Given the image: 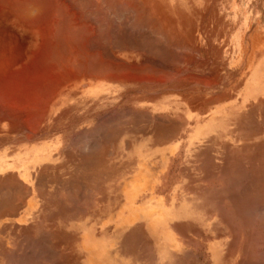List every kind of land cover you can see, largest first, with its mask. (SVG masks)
Returning <instances> with one entry per match:
<instances>
[{
  "label": "crops",
  "instance_id": "obj_1",
  "mask_svg": "<svg viewBox=\"0 0 264 264\" xmlns=\"http://www.w3.org/2000/svg\"><path fill=\"white\" fill-rule=\"evenodd\" d=\"M249 4L257 14L243 13L239 22L219 19L221 31L233 28L230 33L212 35L213 41H229L232 48L202 52L203 57L210 59L209 67L216 68V74L222 70L223 75H229L226 86L233 75V93L225 86L211 94L207 98L208 109L204 100L180 119L175 104L138 102L132 105V111L138 116L139 125L140 118L146 121L147 117V123L143 122L144 128L139 132L131 131L129 119L127 125L125 120L130 115L131 99L123 93L121 111L125 124L117 133L113 129V102L85 96L77 98L74 108L67 110L72 112L68 116L73 121H63L56 134L30 139L13 135L7 152L0 150V187L4 190L0 188V264H225L224 247L220 257L218 243L209 242V235L236 226L241 208L242 165H212L210 139L224 136L220 128L227 117V102H233L239 121L242 96L249 101L264 100V0H251ZM185 121L189 124L187 129L183 128ZM85 138H90L89 143ZM83 143L86 146L82 151L92 149V145L96 150H85H89L85 157L78 150ZM186 152L192 159L182 165L179 162ZM60 181L64 185L58 184ZM89 184L94 185V190ZM58 191L64 200L54 196ZM80 193L89 200H83ZM59 204L68 211H61ZM31 243L34 247L28 248ZM211 248L216 253L210 261L206 257Z\"/></svg>",
  "mask_w": 264,
  "mask_h": 264
},
{
  "label": "rangeland",
  "instance_id": "obj_2",
  "mask_svg": "<svg viewBox=\"0 0 264 264\" xmlns=\"http://www.w3.org/2000/svg\"><path fill=\"white\" fill-rule=\"evenodd\" d=\"M18 1L16 0V2H15L13 0V3L15 2V4L17 5V3H19ZM33 1L34 2L36 1L37 3L39 2V0H33ZM94 1H96V0H69V1L67 0V3H69L70 6L73 4L72 7H70V8H72L71 10L72 11L75 10L74 13L77 12L76 14L79 13V15H77V16L81 17V12L84 11L83 13H85V14L82 13V18H80L83 20L84 23L82 22V20H80L81 21V29L79 28L80 25L79 26L76 25V29L77 30L79 29V32L74 28L75 26L73 27V26L67 25L68 26L67 29L70 30V29L74 28V30H75V32L73 29L70 30V32H73V33H71L72 36L68 34V33H70L69 31H67L68 33L64 31L66 29V25H64L65 29L63 30L64 31L63 35L66 34L67 37L69 35V37L71 36L72 39L76 38L75 40L76 41L78 40V42H79V44H78V42L76 43L74 40L71 41L72 40L71 37L70 38L68 37L69 38V40H68L66 38V36H64L66 38V40L70 41V43L75 42V45H77V46L81 44L80 47L82 46V48H83V44L85 47H88V48L91 47V49L89 48L90 50L88 48L84 47L85 48L84 53H86V51H89L90 54H88V55L90 56V59L93 57V55L96 56L100 50V52H101L100 54H102L103 57L101 55H100L101 56L100 57L99 54L97 55V57H94L95 60L97 58L99 61H97V60L95 61L93 59L90 60L89 58H87V59L84 58L85 56L88 57L87 54L83 57L84 59L82 60L81 54L83 53V49H82V52H80L81 54L79 53L80 56L79 55L78 56L80 58L78 57V59H79V61H82L80 63H83L84 66H89V68L88 67L84 68V70L86 69L88 72L86 70L84 71L82 68L80 70L77 69V71L83 70V72H80V73L76 72L77 76L73 77V74L75 75V71L71 70V67L68 66L69 64L67 62H63V60H64V61H68L69 63H71L70 62L71 60H69L68 57H71L74 60L73 54L72 55L70 54L71 56H69L70 51H67L68 54L65 55L66 49L64 52H61V54H63V55L54 54L55 52L51 51L54 48V47L51 48L54 38H51V37H50V39H53V40L51 42L47 41L48 43L50 42L48 45L51 47L50 48L48 47V49H47V47L43 48L44 52L41 51L43 56H41V55L39 56L40 53H38V54L34 53L31 55L30 54L27 55V54H16V53H14L13 57L11 56L12 54H9V57H7L8 56L7 54H6V57H0V59L2 60V61L0 60V63H1L0 64L1 65L0 66V69H1L0 70V76L2 77V78L0 77V81L2 79V81L0 82L1 83L0 92L1 91L4 92L5 97H7V95H10L7 99H4V100L8 101V100L13 99L10 102L13 103V101H14L13 105L15 107V108L13 107L14 108L13 111H15L14 113L12 111V107L10 108V110L12 111V113L14 115V116H11L12 114L11 115L8 114L10 112L8 109V106L7 105L4 106L5 102L3 103L0 101V103L3 104V105L0 104L1 107L7 106V108L2 109V111H4V112H0V119H1L0 120V150L1 151L5 152V153L7 152L9 144H13V135L14 136L17 135L18 137H22L24 139L26 136V133H28V132H26L27 127H25V126L26 125L28 126V124H29L28 130L29 129L34 130L35 126H36L35 124H38L37 122H39L38 127L36 126L37 130L35 129L37 134L35 133V131L32 132L29 130V134L32 132V133H34V135L31 133L32 136L37 137V136H41V135L47 136L49 134H56V132H58L62 129L61 123L63 121L72 122L73 117L68 116V114H72V112H68L67 110H72L74 108V103H75L77 98L85 97L81 94V91L86 86L87 83L93 82V81L103 82L104 84H102V85L105 87L104 91H101L99 93L97 92V94L95 96H97L98 98L108 99L109 101L113 102V105H114V122H113V124H114V129L116 131L122 130L123 123H125V122H123L122 111H121L122 110L123 93H126V97L129 96V98L131 99V108H132V105L137 104L138 102L149 103L150 101L151 102L152 101H161L163 106L175 104L177 107V110L179 113L178 116L180 119L184 118L185 115L187 113H189L190 109L193 108L195 105L200 106L201 103L205 102L204 100H206L205 104L207 106V107L206 106L205 107H206V109H208V103H207L208 99L207 98H209L211 94L217 93L219 90L224 89L226 86L225 83H227L226 80L229 78V75H223L222 70H221L220 74H216L214 72L216 70V68L209 67V60L210 59L202 56L203 51L207 52V51L217 50L220 48H224V49H231L232 48L231 47L232 43L229 41L221 42V43L213 41L214 36H212V35H216V34L221 33V32L230 33V29L233 28V26H230V29H229V27H227L225 32L221 31V29L223 30V27L221 25L219 26V24L222 23V22H220L219 19L226 20V22L229 21L230 19H238V22H239L240 21L239 19L242 17L241 15H243V13H247L248 15H251V14L255 15L258 12L255 9V7L250 6L249 3L251 2V0H155L157 3L161 4L162 7L164 6L163 8H167L166 11H163L161 8L160 13H162L161 14L162 20H164V19L165 20L160 22L162 25V26L160 25L162 27V29L160 28L161 30L159 31V33L163 32L162 36L164 38L165 35L167 36L169 33L172 32L173 34H171L170 37H169V35L167 36V38L172 39V41H171V39L170 40L165 39L166 37L164 39L161 38L162 37L161 34L158 35V32H157L158 29H156V31H153L152 26L148 27L150 23H147V22L150 21L153 23L154 22L153 18H156V17L152 14H149L150 12L148 13L147 9L145 8L146 7L145 4H146L147 0H137V1H135V0H131V1L120 0L119 1L118 0L117 2H116V0H113L112 2H110L111 0L110 1L106 0V4H108V5H106L105 2H103L104 0L103 1L101 0L104 5L102 4L101 1H100L101 3H98L99 2L98 0L96 2H94ZM122 1H123V3H122ZM128 1H129V3H128ZM138 1H140V4L136 5V3L137 4L139 3ZM5 2H7V0H5V1L0 0V5L3 6V4ZM23 2H24V0H23ZM42 2L44 3V0ZM48 2H49V4L52 2L50 5H52V4L55 5V3H56L54 0H50V1L46 0L45 1V3H47V4H48ZM53 2H55V3H53ZM81 2H82V4H81ZM115 2H116V4H115ZM6 4L7 3H5L4 5H6ZM40 4H42V3L40 2ZM96 4H98V5H96ZM130 4L134 5L136 7H134V6L132 7ZM52 6H49L50 7L48 9L49 12H50ZM73 7H75V8H73ZM94 8H96L97 10ZM99 8H101V9H99ZM118 8H119V10H118ZM53 9L57 11L56 7H53ZM53 9L51 11H53ZM132 9H134V10H132ZM140 9L144 10L143 13L146 14V18H145V16H144V18H142L143 14L142 15L140 14L139 11L142 12V10H140ZM108 10H109V12H107ZM13 11H14V9H13ZM16 11H14V14ZM130 11H132L134 14ZM98 12H100V13H98ZM50 13H55V12L53 11ZM51 16H52V14H50V16H48V17H51ZM147 16H149L148 17L149 20H147ZM150 16L153 17V18H151L153 20L150 19ZM160 16H158V17H160ZM84 17H86V18H84ZM165 17H167V18H165ZM14 18H15V16L13 15V21L18 20V19H14ZM102 18L103 19L105 18V20H103ZM168 18L173 20L175 25L173 23H172L173 24L172 25L171 23H169V21L167 22L166 20H169ZM111 19H112V21H111ZM123 19H125V20H123ZM137 19H139V20H137ZM50 20H52V19H50ZM144 20L147 21L146 22L147 25L144 24V22H145ZM49 21L47 20L45 22L46 24L44 23V25L42 22V23H40V25L42 27L45 26L46 28H47V26L51 27L54 24L56 25V23L53 24V21H52V23H51V21H50V23H47ZM114 21H115V23H114ZM140 21H142V22L144 21L143 22L144 25L141 24L142 22H140ZM88 22H92L90 24H92L93 26H91ZM156 22H158L157 18H156ZM164 22L165 23L167 22L166 23L167 26L170 24V26H168V27H171V25H172V27H171L172 29L165 27V28H167V30L165 31V28L163 29L164 25L162 24ZM132 23H134V24H132ZM138 23H140V25ZM227 23H230V22H227ZM86 24H87V26L89 25L88 28L90 30L87 28ZM45 27H44V29H46ZM52 27H51V30H52ZM132 27H133V29H132ZM138 27H139V29H138ZM55 28H56V26H55ZM84 28H86V30ZM87 29H88V32H92V31L94 32V34H93L94 36L92 34L90 36L89 35L90 33H88V35L90 37L89 36H87V37H89V39H87V37L86 38L84 37L87 34V33L84 34L85 32H87ZM144 29H146V30H144ZM47 30H49V28H47ZM82 30H83V32H82ZM76 31H77V33H76ZM96 31H97V34H96ZM168 31H171V32H168ZM173 31H175V32H173ZM47 32H48V34L50 33L49 31H47ZM57 33H58V31H57ZM154 33L156 34V36L154 35ZM175 34H178V35H175ZM63 35H62L61 39L63 38ZM73 35H76V36L73 37ZM80 35H84V36H80ZM142 37H143V39H142ZM156 37H158V38H156ZM65 38L62 40L61 39H59V40L62 42L63 40H65ZM174 38H176V40H178V41L174 40ZM83 39H84V43L82 42ZM85 39L88 40V42L91 41L90 42L91 44L89 43L90 46L86 42ZM90 39H92V40H90ZM140 39H142V40H140ZM47 40H49V38ZM56 40H57V38H56ZM66 40H65V44L66 43L69 44L68 41H66ZM96 40H97V42H96ZM156 40H157V42H156ZM165 41H167L168 45L166 43L164 44ZM56 43H54V44H56ZM160 43H161V46H160ZM173 43H174L173 46L176 49L173 48V46H172ZM65 44H64V46L67 45V44L66 45ZM85 44L86 45L88 44V46H86ZM98 44L101 47L98 46ZM46 45H47V43H46ZM75 45H71L69 47H74ZM143 45H145V46H143ZM157 45L159 46L158 48H157ZM62 47H63V45H62ZM64 48L65 47H63V50H64ZM66 48L68 50V46ZM93 48H95L96 50ZM92 49L95 51H93ZM102 49L104 52L102 51ZM104 49H106V50H104ZM152 49L153 50L156 49V50L153 51ZM49 50H50V52H52V54L49 53ZM163 50H164V52H163ZM78 51H80L79 48H78ZM95 52H96V54H95ZM108 53H109V55H108ZM166 53L168 54V56ZM103 54H105V55H103ZM187 54H189L191 57ZM54 55H57V57L62 58V61L59 60V63H58L57 59H56L57 57L55 56V61L58 63L57 65H54L53 63L50 64V61L54 62V60H53ZM33 56L39 57L42 60V62H44V63L42 64L40 59L34 58ZM64 56H66V57H64ZM117 56H118V59L120 58L123 61H120V59L118 60L117 58H115ZM11 57L15 58V60L11 59ZM43 57H45V59ZM173 57H174V59L172 61ZM185 57H186V59H185ZM8 58H10V59H8ZM30 58H34V59H30ZM42 58L44 59V61ZM102 58H104V61L109 58L108 61H105L106 64H104V61H102ZM175 58L177 60L179 59L178 60L179 62L176 61ZM75 59L77 60V58H75ZM112 59L116 61V62L113 61L114 63H116L115 65L112 61H110ZM145 59H147L146 62H145ZM76 60L74 61L75 63L78 62ZM162 60L164 62H160ZM212 60H216V59H212ZM109 61L113 63L112 69H114V70L110 69L111 67L106 66V65L111 66L112 63H108ZM124 61L127 63L129 62V64L131 62L132 64H134L133 65L134 67L132 66L131 68L134 69L135 67H138L140 71L138 70V68H136L137 69L136 71L130 70L131 68L129 69V64H127V63H125L128 65L127 66L128 68H126ZM166 61H167V63H166ZM39 62H41V63H39ZM74 62H72V63H74ZM86 62H88L90 65L89 64L87 65ZM90 62H92V63H90ZM96 62H98L97 65H96ZM100 62H101V64L103 62L102 66L104 67V70L106 67H108V69H109L108 70L106 68V70L108 71V72H106L107 77H106V75L102 76L104 74V73L102 74V72L104 70L101 67L102 68V71H101V68H100L101 65L99 64ZM158 62H159V64H158ZM188 62L190 63L189 66H188V64H189ZM6 63H8V64H6ZM141 63L143 66H144V64H146L148 67L146 65H145L146 67H141ZM178 63H180V64H178ZM52 64H53L52 70H56L58 66L63 67L65 65V67H63V68L69 67L71 74H69V68H67L68 70L65 69L64 72L60 73V75H57L60 77H57L54 73H52L53 71H50L51 72V78H50L49 70L51 69L50 65H52ZM118 64H119V66H118ZM123 64L125 65L126 69L124 67H122V68L127 70V71H125V73L126 72L130 73V75H127V76H132L131 80L129 77H126L125 73L123 72V69L120 68V66H124ZM135 64H136V66H135ZM162 64H164V65H162ZM22 65H25L23 67L26 70L29 69V73H30V71L34 72L35 69H36V71H40L41 67L43 68V67L47 66L46 69L48 70V68H49V70L47 71L45 68L44 69L47 72H49L48 73L49 75H46L47 72H45V70L44 71L42 70L45 73V75H43L44 79L42 78L41 80L45 81L47 79L46 82H48V84H49L51 82L52 78H54V76H56L59 80H60V78L61 79L63 78L61 82H64V83L62 85V83L58 81L59 86H57V83H56L55 86L58 87L56 89V88H54L55 86L50 87V85H52L51 83H54V81H55V80L54 81L52 80L53 82H51L49 84V86H47L48 87L47 88V87H45L46 83L45 84L43 83V85H42V81L39 80L40 74H43V73H40V74L36 73V74H39V75H37L38 77L36 76L39 79L35 80L37 82L39 80L38 83L41 84V85L39 84V86H40L39 87L38 83H35V82H34V84L32 83L33 82L32 79L36 78L34 76L35 72L33 74L31 73V76L33 75V77H35V78L32 77V79H31L32 81L30 80L29 81L30 83H29L27 78H31V76L29 74L28 75L30 77H28L26 74L25 75L20 74V72L21 73H27L26 71L24 72L23 67H22L23 68V71H22V68H21ZM75 65H77V64H75ZM92 65H94L93 68H91ZM35 66H37V67H35ZM84 66H81V67H84ZM95 66H96V68H94ZM97 66H98V68H97ZM130 66H131V64H130ZM151 66L154 69L159 68V71H161V72L152 69ZM185 66H187V67H185ZM78 67H79V65H78ZM38 68H39V70H38ZM142 68L146 72L149 71L148 72V73H150L149 77H151L153 74V76H152L153 79H156L158 76H159L158 77V79H159L161 76L164 75L162 77V79H164V81L161 78H160L161 80L159 79L160 81L159 80L158 81L153 80L152 78H149V77L146 78V76H148L147 75L148 73L145 74L144 71L141 72ZM145 68L146 69L148 68V69L146 70ZM61 69L62 68H60V70ZM72 69L76 70V66H74V67L72 66ZM176 69L178 70V72H176ZM4 70H5V73H4ZM9 70L11 73L9 72ZM14 70H18V72L14 71ZM60 70L57 69V71H60ZM110 70H112L111 74H113L115 71H117V74H120L121 79H119V77L117 78L116 74H115L116 76L114 75V76L110 77L109 76ZM137 71H138V73H137ZM156 71L159 74H157ZM218 71H219V69H218ZM96 72L99 74V76L98 75L95 76ZM122 72L124 74H122ZM66 73H68V74H66ZM81 73L84 76L83 75L81 76ZM85 73L87 74V76ZM134 73H135V75H134ZM140 73H142V74H140ZM162 73H164V74H162ZM23 75L27 76V78L25 77V80H23L24 78L21 79V76H23ZM52 75H53V77H52ZM124 75H125V77H124ZM154 75H158V76L156 77ZM164 77L166 78V80ZM75 78H76V81H75ZM140 78L142 81L140 80ZM20 80H22V82L23 81L26 82L27 85L24 82H23V84L20 85V83H22ZM67 80H69V81H67ZM144 80H146V82ZM3 81H7V82H3ZM137 81H139V82H137ZM202 81H204V82H202ZM12 82H13V84H12ZM66 82H68V83H66ZM232 82H233V75L231 76L230 85L227 84V86H226L227 89L230 88L229 91H231V92L233 91ZM11 84H12V87H11ZM83 84H85V86ZM30 86H31V88H30ZM34 86H36V87L34 88ZM67 86L69 88H67ZM6 87L8 88V90L9 89L10 90L8 91ZM22 87L24 88V91H23ZM33 89L35 91H37V93L34 92ZM11 90H12V92H10ZM16 90H18V91H16ZM42 90L44 92L46 91L45 93H49V95L47 94L48 96L46 95L47 99L56 103V104H54V103L50 102L49 100L47 102V100H46V103H45L46 108H44L43 106H42V108H43V110L44 109L48 110V111L44 110V114H47V115H44V114L42 115V113H41L42 111H41L40 107H41V104L43 102L41 103L39 101L41 98H42L41 100H43V98H44L42 96V94L44 93ZM51 90H54V91H52V93H51ZM30 91H31V93H30ZM39 91H41V92H39ZM7 92H8V94L6 95ZM17 92H19V93H17ZM23 92L26 94H24ZM33 92L35 93V95L37 94V97L34 96ZM45 93L43 94L44 96H45ZM54 93H55V96L52 97L54 95ZM236 93H237V90H236ZM20 94H22V95L24 94L22 98L20 97ZM29 94H32L34 99L32 98V95H30L31 97L29 99V96H28ZM25 95L28 96V97H25L26 99L28 98V100H26L24 98ZM39 95H41V97ZM12 97H14V98H12ZM16 97H17V99H16ZM3 98L1 96L0 100L1 99L3 100ZM15 99H16V101H15ZM53 99H55V100H53ZM22 100L28 101L26 103H30V104H33L35 106L36 109L32 105L30 106L31 108L27 107V109H26V111H27L28 108H30L27 112L31 113L32 117L29 113L27 114V116H22L26 113V111H24L25 109H23L24 105L22 103L23 102ZM7 101H6V103L9 104V101L8 102ZM15 102H16V105H15ZM20 102L22 105L20 104ZM263 102H264V100L249 101L244 96H242L241 108H240L241 118L239 121H238L237 117H235V115H237V111H236V113H234L235 109H234L233 102H231V103L227 102V104H226L227 109H228L227 110V117L223 123L224 126L220 128L221 130L224 131V136L221 138H217V136H216L213 139H210V147H211L210 152L212 155L210 154L209 157H210V159H212V161L210 160L212 165H242L241 166L242 167V171H241L242 172V182H241V200L242 201L240 202L241 203L240 212H238V217H236V226L235 227L227 226L224 233H220L218 235L211 233L209 235V242L218 243V251H219L220 257L222 255V247H224L223 254H224L225 264H242V263L243 264H254V263L255 264H264L263 263L264 262V232H263L264 231V204H263L264 203V197H263L264 196V186L262 189V183L264 185V172H263L264 171V168H263L264 167V103ZM18 103L20 105H18ZM47 103H48V105H47ZM10 106H12V104ZM26 106L27 105H25V108H26ZM1 107H0V109H1ZM19 107H21V108H19ZM16 108L17 109L19 108V110L23 109V111L21 110L23 113L20 111H19L20 114H19V112L17 113L18 110ZM7 109L9 111L8 113L6 112ZM39 109H40V112L38 111ZM236 110H237V108H236ZM32 111L33 112L35 111L34 112L35 114L32 113ZM207 112L205 113V115L207 114ZM4 113H5V115L7 114L6 119H5V116H3ZM40 113H41L42 117H44V119H43L41 116H39L41 121L43 119L42 124H41V121H37V117H38L37 114L40 115ZM17 114H19V115H17ZM9 116H11V117H9ZM15 116H17V118H14ZM26 117L31 119V120L27 119ZM137 117L138 116L136 114H134L132 109H131L130 115L126 116V118H125L127 124H128L127 120L129 119V126H130L131 131L133 130V128H134V130L135 129H142V128H144V124L147 123V117H146V121H145V118H140V120H142V121H140V125H139L138 121L136 120ZM234 117H235V120H234ZM8 118L11 120L9 121ZM18 118L19 119L21 118V120L23 119L25 121L22 122L21 120H18ZM35 118H36V120H35ZM15 119L17 120V122H14ZM161 119H162V122L165 123L164 118H161ZM135 120H136V122H133ZM27 121H28V124L26 123ZM144 121H145V123L143 124ZM179 122H180V120H179ZM245 122H247V123H245ZM249 124H251V125H249ZM19 125L20 126L24 125L23 127L25 128V130L23 127H20ZM183 128H186V129L189 128V124L186 121H185V126ZM198 131H201L200 126H198ZM237 131H238V133H237ZM29 134H27V136H29ZM118 142H119V144L115 145V148L117 147V150L120 149V139L118 140ZM185 151L183 150V152H185ZM237 151H240V153ZM218 152H219V154H218ZM191 159H192L191 156L188 157L187 152H186V153H184L183 158H182L181 162H179V163L183 162L182 165H185L184 162L189 163V162H191ZM261 163H262V165H261ZM250 168H251V171H249ZM259 186H260V188H259ZM257 190L259 192H257ZM247 212H250V213L248 214ZM237 222H238V225H237ZM251 225H254V226H251ZM248 227L251 229H249ZM256 234H258V235H256ZM205 236L206 235H204V238H205ZM206 240H208L207 236H206ZM245 243H246V245H245ZM259 245H260V247H259ZM214 253H216V251H214L211 248L210 254L207 255L208 257H206V258H209V260L211 261Z\"/></svg>",
  "mask_w": 264,
  "mask_h": 264
},
{
  "label": "bare ground",
  "instance_id": "obj_3",
  "mask_svg": "<svg viewBox=\"0 0 264 264\" xmlns=\"http://www.w3.org/2000/svg\"><path fill=\"white\" fill-rule=\"evenodd\" d=\"M2 1H3V0H2ZM4 1H5V0H4ZM14 1L16 2V0H14ZM17 1H18V0H17ZM20 1H21V0L18 1L20 4L17 3V5H16L15 2L13 3V0H7V2H5V3H7L6 5H4L5 3L3 4V6L0 5V57H6V54L8 55L7 57H9V54H12L11 56L13 57V54H14V53H16V54H27V55H29V54L31 55V54H34V53H35V54H36V53H37V54L40 53L39 56H40V55L43 56L42 53H41V51H43V48H46V47H47V49H48V47H49V48L51 47V46L48 45V44L53 40V39H50V37H51V38H54V40H53V42L55 41L54 43L57 42L56 44H54V43L52 42V47H51V48H53V47H54V48H53V50L50 49L51 51L55 52L54 54H59V55H60L61 52H64L65 49H66V51H65V52H66L65 55L68 54L67 51H70V52H71V53L69 52V56H71V55L73 54L74 60H73L71 57H68L69 60H71V61H70L71 63L74 62V61L76 60L75 58H77L76 61H78V62H77V63H75V62L72 63L73 65H72L71 63H69L68 61H64V60H63V62H67V63L69 64L68 66L71 67V70H74V71H75V75L73 74V77H74V76H75V77L77 76V73H76V72H79V73H80V72H83V70H84L85 67H88V68H89V66H84L83 63H80V62H82V61H79V59H78V57L80 56L79 53L82 52V49H83V53H82V54L80 53V54H81V58H82V60H83L84 58H86V59L89 58V59H90V56L88 55V54H90L89 51H86V53H84V52H85L84 49H85V48H88V47H85L84 44H83V48H82V46L80 47L81 44L78 45V46L75 45V42L77 43L78 40L76 41V40H75L76 38H75V39H72V37H71L72 34H71V33H73V32H70V30H72V29L74 30V28L76 29V25H78V26L80 25L79 28L81 29V21H80V20H82V19H80V18H82V13H83L84 11L81 12V17L77 16V15H79V13L76 14L77 12L74 13L75 10H74V11L71 10L72 8H70V7H72L73 4L70 6V4L67 3V0H57V1L54 0V1L57 3V4H56L55 2H53V3H55L56 6L53 5V4H52L53 6L50 5L52 2H51L50 4H49V2H48V4L45 3L46 0H44V3H45V4L42 2L43 0H39L38 3H37L36 1L34 2L33 0H32V1H31V0H30V1H29V0H28V1L26 0V1H25V0H24V2H23V0H22L21 2H20ZM47 1H50V0H47ZM68 1H69V0H68ZM96 1H97V0H96ZM96 1H94V2H96ZM98 1H99L98 3H101L103 0H102V1H101V0H98ZM100 1H101V2H100ZM109 1H110V0H109ZM112 1H113V0H111L110 2H112ZM117 1H118V0H116V2H117ZM119 1H120V0H119ZM129 1H131V0H129ZM129 1H128V3H129ZM135 1H137V0H135ZM40 2H41L42 4H40ZM103 2H105V4H106V0H104ZM103 2H102V4H103ZM116 2H115V4H116ZM138 2H139V3H138V4L136 3V5H139V4H140V1H138ZM1 3H2V2H1ZM78 3H79V2H78ZM107 3H108V2H107ZM122 3H123V1H122ZM125 3H126V2H125ZM131 3H132V2H131ZM134 3H135V2H134ZM143 3H144V2H143ZM18 4H19V5H18ZM46 4H47V5H46ZM68 4H69V5H68ZM81 4H82V2H81ZM113 4H114V3H113ZM113 4H112V5H113ZM148 4H149V5H148ZM13 5H14V6H13ZM15 5H16V6H15ZM96 5H98V4H96ZM103 5H104V4H103ZM106 5H108V4H106ZM117 5H118V4H117ZM127 5H128V4H127ZM130 5H131V4H130ZM145 5H146L145 8L147 9L148 13L150 12L149 14L154 15V16L157 18L158 22H156V18H153V17L150 16V19L153 18V19H154V22L152 23V22H150V21L147 22V21L144 20V21H145V22L143 21L144 24L147 25V23H150L148 27L152 26V30H153V31H156V29H158V30H157L158 35L161 34V36H162L163 32L159 33V31L162 29V27H161L162 25H161L160 22L164 21L165 19L162 20V15H161L162 13H160V12H161V8H162L163 11H166L167 8H163L164 6L162 7L161 4L157 3L155 0H154V1H153V0H147V2H146ZM49 6H52V7H51V10L53 9V7H56L57 11L53 9V11H54L55 13H50V12H53V11L50 10V12H49V10H48V9L50 8ZM74 6H75V5H74ZM101 6H102V5H101ZM122 6H123V5H122ZM131 6L133 7L134 5H131ZM165 6H166V5H165ZM79 7H80V6H79ZM99 7H100V6H99ZM134 7H136V6H134ZM73 8H75V7H73ZM77 8H78V7H77ZM126 8H127V7H126ZM13 9H14V11L17 10V11L15 12V14H14ZM94 9H96V8H94ZM99 9H101V8H99ZM127 9H128V8H127ZM96 10H97V9H96ZM118 10H119V8H118ZM132 10H134V9H132ZM136 10H137V9H136ZM138 10H139V9H138ZM140 10H142V9H140ZM127 11H128V10H127ZM78 12H79V11H78ZM105 12H106V11H105ZM107 12H109V10H108ZM130 12H132V11H130ZM139 12H140L141 15L143 14V17H142V18H144V16H145V18H146V14L143 13L144 10H142V12H141V11H139ZM168 12H169V11H168ZM168 12H167V13H168ZM88 13H89V12H88ZM92 13H93V12H92ZM98 13H100V12H98ZM113 13H114V12H113ZM132 13H133V12H132ZM146 13H147V12H146ZM148 13H147V14H148ZM50 14H52V16H51V17H48V16H50ZM83 14H85V13H83ZM105 14H106V13H105ZM127 14H128V13H127ZM133 14H134V13H133ZM149 14H148V15H149ZM170 14H171V13H170ZM13 15L15 16L14 19H18V20L13 21ZM135 15H136V14H135ZM160 15H161V16H160ZM167 15H168V14H167ZM88 16H89V15H88ZM100 16H101V15H100ZM158 16H160V17H158ZM90 17H91V16H90ZM112 17H113V16H112ZM114 17H115V16H114ZM148 17H149V16H147V20H149ZM84 18H86V17H84ZM84 18H83V19H84ZM109 18H110V17H109ZM165 18H167V17H165ZM50 19H52V20H50ZM102 19H103V18H102ZM126 19H127V18H126ZM153 19H151V20H153ZM168 19H169V18H168ZM47 20H48V21L50 20L51 23H52V21H53V24L56 23V25H55V24H54V25L51 24V25L53 26V27L51 26V27H52V30H51V27H49V26H47V28H49V30H47V28H46L45 26L42 27V26L40 25V23H42V22H43V25H44V23H45ZM84 20H85V19H84ZM94 20H95V19H94ZM100 20H101V19H100ZM103 20H105V18H104ZM123 20H125V19H123ZM127 20H128V19H127ZM137 20H139V19H137ZM170 20H171V19L166 20V21H167V22L169 21V23H171V24L173 23V24H174V21H173V20L170 21ZM50 21L47 22V23H50ZM111 21H112V19H111ZM132 21H133V20H132ZM172 21H173V22H172ZM82 22H83V20H82ZM85 22H86V21H85ZM97 22H98V21H97ZM100 22H101V21H100ZM130 22H131V21H130ZM140 22H142V21H140ZM143 22H142L141 24H143ZM146 22H147V23H146ZM167 22H166V23H167ZM66 23H67V24H66ZM83 23H84V22H83ZM86 23H87V22H86ZM88 23L90 24V23H92V22H88ZM103 23H104V22H103ZM114 23H115V21H114ZM117 23H118V22H117ZM166 23H165V22L162 23V24L164 25L163 29H164L165 27L172 29L171 27H172L173 24L171 25V27H168V26H170V24L167 26ZM37 24H38V25H37ZM45 24H46V23H45ZM129 24H130V23H129ZM132 24H134V23H132ZM138 24L140 25V23H138ZM144 24H143V25H144ZM47 25H48V24H47ZM64 25H66V29H67L68 26H73V27L75 26V27L72 28V29H70V30H69V29L66 30V29L64 28ZM67 25H68V26H67ZM82 25H83V24H82ZM90 25L93 26L92 24H90ZM112 25H113V24H112ZM160 25H161V26H160ZM174 25H175V24H174ZM55 26H56V28H55ZM86 26H87V24H86ZM88 26H89V25H88ZM88 26H87V28H88ZM133 26H134V25H133ZM159 26H160V27H159ZM44 27H45L46 29H44ZM83 27H84V26H83ZM103 27H104V26H103ZM129 27H130V26H129ZM141 27H142V26H141ZM141 27H140V28H141ZM62 28H63V29H62ZM93 28H94V27H93ZM120 28H121V27H120ZM160 28H161V29H160ZM167 28H165V31L167 30ZM64 29H65V30H64ZM84 29L86 30V28H84ZM88 29H89V28H88ZM88 29H87V32L84 33V34L87 33L85 36H84V35H80V36H84V37L86 38L87 36H89V35L91 36V34H92V35L94 34V32H93L92 30H91L92 32H88ZM94 29H95V28H94ZM98 29H99V28H98ZM104 29H105V28H104ZM107 29H108V28H107ZM130 29H131V28H130ZM132 29H133V27H132ZM136 29H137V28H136ZM138 29H139V27H138ZM149 29H150V28H149ZM50 30H51V31H50ZM63 30H64L65 32L69 31L70 33H68V32H67V33H68L69 35H71V36H70L71 39H72L71 41L74 40L75 42H71V43H70V41H68L69 38H70L69 35L67 34L69 38L66 36V34L63 35V34H64V31H63ZM76 30H77V29H76ZM89 30H90V29H89ZM96 30H97V29H96ZM125 30H126V29H125ZM144 30H146V29H144ZM47 31L50 32V33H49L50 35L48 34ZM57 31H58V33H57ZM77 31L79 32V29H78ZM77 31H76V33H77ZM80 31H81V30H80ZM97 31H98V30H97ZM97 31H96V34H97ZM171 31H172V30H171ZM171 31H168V32H171ZM74 32H75V30H74ZM82 32H83V30H82ZM98 32H99V31H98ZM173 32H175V31H173ZM61 33H62V34H61ZM88 33H90V34L88 35ZM139 33H140V32H139ZM176 33H177V32H176ZM178 33H179V32H178ZM80 34H81V33H80ZM82 34H83V33H82ZM119 34H120V33H119ZM150 34H151V33H150ZM171 34H173V33L171 32V33L168 34L169 37H170ZM190 34H191V33H190ZM62 35H63V38H62V39H64V38H65L64 36H66V38H67L68 40H66V38H65V40L68 41L69 44L66 43V44H67V45H66V44H65V40H63L64 42H63V41L61 42V41L59 40V39H61ZM122 35H123V34H122ZM154 35L156 36L155 33H154ZM154 35H153V36H154ZM164 35H165V34H164ZM168 35H167V36H168ZM175 35H178V34H175ZM26 36H27V37H26ZM74 36H76V35H73V37H74ZM80 36H79V37H80ZM90 36H89V37H90ZM93 36H94V35H93ZM119 36H120V35H119ZM133 36H134V35H133ZM143 36H144V35H143ZM161 36H160V37H161ZM167 36L165 35L166 38H165V37H164V38L167 39V40H170L171 38L169 39V38H167ZM173 36H174V35H173ZM89 37H87V39H89ZM125 37H126V36H125ZM151 37H152V36H151ZM191 37H192V36H191ZM48 38H49V40H47ZM56 38H57V40H56ZM156 38H158V37H156ZM161 38H163V36H162ZM164 38H163V39H164ZM176 38H177V37H176ZM176 38H174V40H176ZM179 38H180V37H179ZM189 38H190V37H189ZM62 39H61V40H62ZM77 39H78V38H77ZM99 39H100V38H99ZM128 39H129V38H128ZM132 39H133V38H132ZM142 39H143V37H142ZM142 39H140V40H142ZM146 39H147V38H146ZM146 39H145V40H146ZM191 39H192V38H191ZM191 39H190V40H191ZM85 40H86V39H85ZM90 40H92V39H90ZM94 40H95V39H94ZM97 40H98V39H97ZM97 40H96V42H97ZM103 40H104V39H103ZM140 40H139V41H140ZM47 41H50V42L48 43ZM58 41H59V42H58ZM105 41H106V40H105ZM112 41H113V40H112ZM125 41H126V40H125ZM133 41H134V40H133ZM159 41H160V40H159ZM159 41H158V42H159ZM171 41H172V39H171ZM176 41H178V40H176ZM181 41H182V40H181ZM82 42L84 43V39L82 40ZM86 42L89 44L91 41L88 42V40H86ZM99 42H100V41H99ZM119 42H120V41H119ZM156 42H157V40H156ZM160 42H161V41H160ZM169 42H170V41H169ZM46 43H47V45H46ZM63 43H64L66 46H64ZM93 43H94V42H93ZM101 43H102V42H101ZM107 43H108V42H107ZM123 43H124V42H123ZM165 43L167 44V41H165L164 44H165ZM70 44H71V45H75V46H74V47H69V46H71ZM78 44H79V42H78ZM88 44H87V45L85 44V45L88 46ZM90 44H91V43H90ZM90 44H89V46H90ZM96 44H97V43H96ZM105 44H106V43H105ZM128 44H129V43H128ZM154 44H155V43H154ZM175 44H176V43H175ZM62 45H63V47H65L64 50H63ZM93 45H94V44H93ZM136 45H137V44H136ZM158 45H159V44H158ZM158 45H157V48L159 47ZM162 45H163V44H162ZM167 45H168V44H167ZM173 45H174V43L172 44V46H173ZM67 46H68V50H67V48H66ZM95 46H96V45H95ZM98 46H100V45L98 44ZM107 46H108V45H107ZM107 46H106V47H107ZM119 46H120V45H119ZM133 46H134V45H133ZM141 46H142V45H141ZM143 46H145V45H143ZM160 46H161V43H160ZM164 46H165V45H164ZM164 46H163V47H164ZM41 47H42V48H41ZM84 47H85V48H84ZM100 47H101V46H100ZM176 47H177V46H176ZM188 47H189V46H188ZM188 47H187V48H188ZM40 48H41V49H40ZM78 48H79L80 51H78ZM89 48L91 49V47H89ZM89 48H88V49H89ZM97 48H98V47H97ZM108 48H109V47H108ZM153 48H154V47H153ZM157 48H156V49H157ZM164 48H165V47H164ZM168 48H169V47H168ZM173 48H175V47L173 46ZM181 48H182V47H181ZM183 48H184V47H183ZM47 49H46V50H47ZM90 49H89V50H90ZM93 49H95V48H93ZM93 49H92V50H93ZM99 49H100V48H99ZM156 49H155V50H156ZM159 49H160V48H159ZM165 49H166V48H165ZM175 49H176V48H175ZM50 50H49V53L52 54V52H50ZM95 50H96V49H95ZM95 50H93V51H95ZM97 50H98V49H97ZM104 50H106V49H104ZM120 50H121V49H120ZM152 50H153V49H152ZM155 50H153V51H155ZM169 50H170V49H169ZM177 50H178V49H177ZM38 51H39V52H38ZM93 51H92V52H93ZM102 51H103V49H102ZM173 51H174V50H173ZM190 51H191V50H190ZM43 52H44V51H43ZM96 52H97V51H96ZM96 52H95V54H96ZM103 52H104V51H103ZM157 52H158V51H157ZM163 52H164V50H163ZM165 52H166V51H165ZM100 53H101V52H100V50H99V53H97V55L99 54V56H100V55L102 56V54H100ZM152 53H153V52H152ZM188 53H189V52H188ZM16 54H15V55H16ZM70 54H71V55H70ZM86 54L88 55V57L85 56ZM155 54H156V53H155ZM164 54H165V53H164ZM166 54H167V53H166ZM61 55H63V54H61ZM78 55H79V56H78ZM82 55H83V56H82ZM97 55H96V56L93 55V57H92L90 60H92V59L95 60L94 57H97ZM103 55H105V54H103ZM108 55H109V53H108ZM153 55H154V54H153ZM161 55H162V54H161ZM187 55H189V54H187ZM20 56H21V55H20ZM20 56H19V57H20ZM34 56H35V55H34ZM34 56H33V57H34ZM37 56H38V55H37ZM37 56L34 57V58H38V59H40V58L37 57ZM55 56L57 57V55H54V56H53V57H54L53 60H54L55 63L50 61V64L53 63L54 65H57V64L59 63V60L62 61V58L57 57V58H56V59H57V62H58V63H57V62L55 61ZM84 56H85V57H84ZM99 56H98V57H99ZM101 56H100V57H101ZM113 56H114V55H113ZM167 56H168V54H167ZM169 56H170V55H169ZM183 56H184V55H183ZM189 56H190V55H189ZM12 57H11V59L15 60L16 57H15V56H14L15 58H12ZM46 57H47V56H46ZM64 57H66V56H64ZM83 57H84V58H83ZM100 57H99V58H100ZM102 57H103V56H102ZM162 57H163V56H162ZM190 57H191V56H190ZM192 57H193V56H192ZM34 58H30V59H34ZM43 58L45 59V57H43ZM43 58H42V59H43ZM70 58H71V59H70ZM79 58H80V57H79ZM115 58L118 59V56L115 57ZM157 58H158V57H157ZM166 58H167V57H166ZM177 58H178V57H177ZM3 59H4V58H3ZM8 59H10V58H8ZM44 59H43V61H44ZM51 59H52V58H51ZM64 59H65V58H64ZM108 59H109V58H108ZM108 59L105 60V61H108ZM113 59H114V58H113ZM113 59L110 60V61H112V62L115 61V60H113ZM117 59H116V60H117ZM119 59H120V58H119ZM119 59H118V60H119ZM173 59H174V57L172 58V61H173ZM182 59H183V58H182ZM185 59H186V57H185ZM193 59H194V58H193ZM0 60H1V59H0ZM16 60H17V59H16ZM40 60H41V59H40ZM67 60H68V59H67ZM72 60H73V61H72ZM96 60L99 61L97 58H96ZM96 60H95V61H96ZM146 60H147V59H145V62H146ZM175 60L178 61L179 59L177 60V59L175 58ZM175 60H174V61H175ZM1 61H2V60H1ZM3 61H4V60H3ZM6 61H7V60H6ZM6 61H5V62H6ZM32 61H33V60H32ZM61 61H60V62H61ZM95 61H94V62H95ZM102 61H104V58H102ZM105 61H104V64H106ZM110 61H109L108 63H112V62H110ZM120 61H123V60L120 59ZM148 61H149V60H148ZM168 61H169V60H168ZM7 62H8V61H7ZM12 62H13V61H12ZM14 62H15V61H14ZM16 62H17V61H16ZM41 62H42V60H41ZM41 62H39V63H41ZM48 62H49V61H48ZM115 62H116V61H115ZM149 62H150V61H149ZM160 62H164V61L162 60V61H160ZM178 62H179V61H178ZM43 63H44V62H42V64H43ZM45 63H46V62H45ZM86 63H87V65L89 64L88 62H86ZM86 63H85V64H86ZM90 63H92V62H90ZM97 63H98V62H96V65H97ZM113 63H114V62H113ZM113 63L111 64V66H110V65H106V66L111 67L110 69H112V65H113ZM117 63H118V62H117ZM121 63H122V62H121ZM125 63H127V62L124 61V64H125ZM133 63H134V62H133ZM155 63H156V62H155ZM166 63H167V61H166ZM180 63H181V62H180ZM180 63H178V64H180ZM188 63H189V62H188ZM0 64H1V63H0ZM6 64H8V63H6ZM53 64L50 65V68H51V69L49 70V68H48V70H49V72H50V71H53L52 73H54L56 76H57V75H60V73L64 72L65 69L69 68V67L63 68V67H65V65H64L63 67H61V66H60V67L58 66L59 68L57 67V69H59V70H60V68H62V69H61L62 71H61V70H60V71H57V69H56V70H52V68H53ZM65 64H66V63H65ZM70 64H71V65H70ZM75 64H77V65H75ZM99 64L101 65L100 68L102 67L103 70H104V67L102 66L103 62H102V64H101V62H100ZM99 64H98V65H99ZM115 64H116V63H114V65H115ZM124 64H123V65H124ZM127 64H129V62H128ZM127 64H125V65H126V68H128V67H127V66H128ZM130 64H131V66H130ZM130 64H129V69L134 65V64H132L131 62H130ZM158 64H159V62H158ZM9 65H10V64H9ZM31 65H32V64H31ZM39 65H40V64H39ZM44 65H45V64H44ZM46 65H47V64H46ZM66 65H67V64H66ZM78 65H79V67H78ZM80 65H81V66H84V67H81ZM89 65H90V64H89ZM125 65H124V66H120V68L123 69V72H124V73H125V71H127V70H125V69H126V68H125ZM137 65H138V64H137ZM139 65H140V64H139ZM145 65H146V64H144V66H143L142 63H141V67H146L147 65H146V66H145ZM150 65H151V64H150ZM162 65H164V64H162ZM171 65H172V64H171ZM189 65H190V63L188 64V66H189ZM0 66H1V65H0ZM23 66H25V65H22L21 68H22ZM42 66H43V65H42ZM51 66H52V67H51ZM72 66H73V67L76 66V70H75V69H72ZM93 66H94V65H92L91 68H93ZM118 66H119V64H118ZM135 66H136V64H135ZM177 66H178V65H177ZM177 66H176V67H177ZM3 67H4V66H3ZM35 67H37V66H35ZM46 67H47V66H46ZM46 67H43V68L41 67L40 71H36V69H35V71H34V72H35V75H34L35 77H36L37 75H39L40 73H43V74H40V76H39L40 79L37 78L38 76H37L36 78L33 77V75L31 76V73L33 74L34 72H33V71H32V72L30 71V73H29V69L26 70V69L23 67V68H24V72L26 71L27 73H21V72H20V74H21V75H22V74H24V75L26 74L28 77L31 76V78H27V76H24V75H23L24 77L21 76V79L24 78L23 80H25V77H26V78L28 79V82H29V81L32 79V77H33V78H35V79H32V80H33L32 83H33V84H34V82H35V83H38L39 80H41V79L44 77L43 75H45V73H44L43 71L46 69ZM77 67H78V68H77ZM108 67H106V68L108 69ZM122 67H124L125 69L122 68ZM133 67H134V66H133ZM147 67H148V66H147ZM151 67H152V66H151ZM160 67H161V66H160ZM172 67H173V66H172ZM179 67H180V66H179ZM185 67H187V66H185ZM23 68H22V71H23ZM44 68H45V69H44ZM81 68H82L83 70H81V71H77V69L80 70ZM91 68H90V69H91ZM94 68H96V66H95ZM97 68H98V66H97ZM102 68H101V71H102ZM106 68H105V70H106ZM117 68H118V67H117ZM136 68H138V67H135L134 69L131 68L130 70H132V71L135 70V71H136V70H137ZM168 68H169V67H168ZM3 69H4V68H3ZM63 69H64V70H63ZM121 69H120V70H121ZM129 69H128V70H129ZM140 69H141V68H140ZM145 69H146V68H145ZM147 69H148V68H147ZM147 69H146V70H147ZM150 69H151V68H150ZM152 69H154V68L152 67ZM179 69H180V68H179ZM0 70H1V69H0ZM5 70H6V69H5ZM5 70H4V73H5ZM18 70H19V69H18ZM18 70H14V71H17V72H18ZM32 70H33V69H32ZM38 70H39V68H38ZM42 70H43V71H42ZM46 70H47V69H46ZM46 70H45V72L48 71V70H47V71H46ZM67 70H68V69H67ZM85 70H86V69H85ZM85 70H84V71H85ZM99 70H100V69H99ZM105 70H104V71H105ZM108 70H109V69H108ZM112 70H114V69H112ZM112 70H110V72H109V73H110L109 76L112 77V76H114V75L116 74L117 76H116V75H115V76H116L117 78L119 77V79H121V78H120L121 76H120V74H117V71H115L116 73L114 72L113 74H111V73H112ZM130 70H129V71H130ZM138 70H139V68H138ZM154 70L159 71V68L154 69ZM180 70H181V69H180ZM86 71H87V70H86ZM104 71L102 72V74L104 73L102 76H105V75H106V77H107L106 72H108V71H107V70H106L105 72H104ZM139 71H140V70H139ZM143 71L145 72V74L149 72V71L146 72V71L142 68V71H141V72H143ZM157 71H156V72H157ZM165 71H166V70H165ZM9 72H10V70H9ZM9 72H8V73H9ZM49 72H47L46 75H49V74H50L49 76H50V78H51V72H50V73H49ZM58 72H59V73H58ZM87 72H88V71H87ZM87 72H86V73H87ZM123 72H122V74H124ZM151 72H152V71H151ZM154 72H155V71H154ZM159 72H161V71H159ZM174 72H175V71H174ZM176 72H178L177 69H176ZM2 73H3V72H2ZM6 73H7V72H6ZM10 73H11V72H10ZM36 73H39V74H36ZM48 73H49V74H48ZM72 73H73V72H72ZM86 73H85V74H86ZM132 73H133V72H132ZM137 73H138V71H137ZM28 74H29L30 76H29ZM66 74H68V73H66ZM69 74H71V73H70V68H69ZM87 74H88V73H87ZM87 74H86V76H87ZM91 74H92V73H91ZM140 74H142V73H140ZM149 74H150V73L147 74L148 76H146V78L149 77ZM157 74H159V73L157 72ZM162 74H164V73H162ZM82 75H83V74L81 73V76H82ZM96 75L99 76V74H98L97 72H96L95 76H96ZM118 75H119V76H118ZM125 75H126V77H129L130 80L132 79V78H131L132 76H127V75H130L129 72H128V73L126 72ZM125 75H124V77H125ZM134 75H135V73H134ZM4 76H5V75H4ZM7 76H8V75H7ZM7 76H6V77H7ZM19 76H20V75H19ZM56 76H54V78H52V80H53V81L55 80V81H54V83H51V82H53V81L51 80L50 83H51L52 85H50V87H52V86L54 87L56 83H57V86H59L58 83L62 81L63 78H62V79L60 78V80H59L57 77H60V76H57V77H56ZM81 76H80V77H81ZM83 76H84V75H83ZM109 76H108V77H109ZM152 76H153V74H152ZM152 76L149 77V78H152ZM154 76L157 77L158 75H154ZM160 76H161V75H160ZM163 76H164V75H163ZM163 76H161L160 78L162 79ZM168 76H169V75H168ZM0 77H1V76H0ZM12 77H13V76H12ZM12 77H11V78H12ZM52 77H53V75H52ZM78 77H79V76H78ZM78 77H77V78H78ZM91 77H92V76H91ZM116 77H115V78H116ZM122 77H123V76H122ZM136 77H137V76H136ZM156 77H155V78H156ZM158 77H159V76H158ZM158 77H157L156 79H153V78H152V79L158 81V80L160 79V78L158 79ZM165 77H166V76H165ZM165 77H164V78H165ZM1 78H2V77H1ZM18 78H19V77H18ZM56 78H57L58 80H57ZM82 78H83V77H82ZM143 78H144V77H143ZM6 79H7V78H6ZM37 79H39L38 82L35 81V80H37ZM43 79H44V78H43ZM65 79H66V78H65ZM152 79H151V80H152ZM161 79H160V80H161ZM167 79H168V78H167ZM10 80H11V79H10ZM14 80H15V79H14ZM32 80H31V81H32ZM48 80H49V79H48ZM71 80H72V79H71ZM123 80H124V79H123ZM134 80H135V79H134ZM140 80H141V78H140ZM140 80H139V81H140ZM146 80H147V79H146ZM146 80H144V81L146 82ZM160 80H159V81H160ZM162 80L164 81V79H162ZM165 80H166V78H165ZM1 81H2V79H1ZM1 81H0V82H1ZM16 81H17V80H16ZM16 81H15V82H16ZM18 81H19V80H18ZM20 81L22 82V80H20ZM41 81H42V85H43V83H44V84L46 83L45 87L49 86V84H50V83L48 84V82H46L47 79H46L45 81H44V80H41ZM41 81H40V82H41ZM58 81H59V82H58ZM67 81H69V80H67ZM75 81H76V78H75ZM139 81H137V82H139ZM141 81H142V80H141ZM3 82H7V81H3ZM3 82H2V83H3ZM10 82H11V81H10ZM23 82H24V81H23ZM23 82L20 83V85L23 84ZM161 82H162V81H161ZM202 82H204V81H202ZM24 83L27 85L26 82H24ZM29 83H30V82H29ZM61 83H62V85H63L64 82H61ZM66 83H68V82H66ZM150 83H151V82H150ZM3 84H4V83H3ZM9 84H10V83H9ZM12 84H13V82H12ZM12 84H11V87H12ZM17 84H18V83H17ZM39 84H40V83H38V86H39ZM102 84H104V83H103V82H98V81L89 82V83L86 84V86H85V84H83L85 87L82 89L81 94H82L83 96H86V97H89V96H95V95L97 94V92L99 93V92L105 90V87H104ZM0 85H1V83H0ZM14 85H15V84H14ZM14 85H13V86H14ZM18 85H19V84H18ZM18 85H17V86H18ZM40 85H41V84H40ZM2 86H3V85H2ZM5 86H6V85H5ZM24 86H25V85H24ZM57 86H55L54 88L57 89V88H58ZM9 87H10V86H9ZM19 87H20V86H19ZM27 87H28V86H27ZM35 87H36V86H34V88H35ZM39 87H40V86H39ZM1 88H2V87H1ZM6 88H7V87H6ZM22 88H23V87H22ZM30 88H31V86H30ZM30 88H29V89H30ZM47 88H48V87H47ZM54 88H53V89H54ZM67 88H69V87L67 86ZM81 88H82V87H81ZM177 88H178V87H177ZM12 89H13V88H12ZM17 89H18V88H17ZM20 89H21V88H20ZM56 89H55V90H56ZM0 90H1V89H0ZM7 90H8V88H7ZM7 90H6V91H7ZM9 90H10V89H9ZM9 90H8V91H9ZM18 90H19V89H18ZM18 90H16V91H18ZM26 90H27V89H26ZM33 90H34V89H33ZM19 91H20V90H19ZM23 91H24V88H23ZM28 91H29V90H28ZM31 91H32V90H31ZM31 91H30V93H31ZM42 91H43V90H42ZM52 91H54V90H51V93H52ZM10 92H12V90H11ZM21 92H22V91H21ZM34 92L37 93V91H35V90H34ZM34 92H33L34 96L37 97V94L35 95ZM39 92H41V91H39ZM43 92H44V91H43ZM45 92H46V91H45ZM45 92H44V93H45ZM13 93H14V92H13ZM17 93H19V92H17ZM23 93H24V92H23ZM27 93H28V92H27ZM44 93H43V94H44ZM55 93H56V92H55ZM55 93H54V95H53L52 97L55 96ZM3 94H4V92L1 91V92H0V98H1V96H2V98H3V97H4V98H3V100L1 99L0 101L3 102V103H4V102L6 103L7 100L5 101L4 99H7L10 95H7L8 92L6 93L7 97H5V94H4V95H3ZM9 94H10V93H9ZM24 94H26V93H24ZM24 94H23V95H24ZM43 94H42V96L44 97L43 100H41V99H42V98H41L40 101H39V102H41V103H42V102L44 103V104L42 103V104H41V107H40V108H41V111H42V112H41L42 115L44 114V110H45V109L43 110L42 106H43L44 108H46V106H45V105H46V104H45V103H46V100H47V102H48V100H49V99H47V97H46V95H47V94L49 95V93H45V96H44ZM14 95H15V94H14ZM17 95H18V94H17ZM23 95L20 94V97L22 98ZM30 95H32V94H29V95H28V96H29V99H30V97H31ZM48 95H47V96H48ZM74 95H75V94H74ZM28 96L25 95L24 98H25V97H28ZM39 96L41 97V95H39ZM57 96H58V95H57ZM70 96H71V95H70ZM75 96H76V95H75ZM12 98H14V97H12ZM32 98H33V95H32ZM45 98H46V99H45ZM50 98H51V97H50ZM55 98H56V97H55ZM84 98H85V97H84ZM216 98H218V97H216ZM224 98H225V97H224ZM10 99H11V98H10ZM16 99H17V97H16ZM16 99H15V101H16ZM25 99H26V98H25ZM33 99H34V98H33ZM51 99H52V98H51ZM64 99H65V98H64ZM218 99H219V98H218ZM12 100H13V99H12ZM12 100H8V101H9V104H8V103H6V104L4 103V106L7 105V106H8V109H9L10 112L8 111V109L6 110V112H7V113L9 112L8 114H10V115L12 114L11 116H14V115H13V113L15 112V111H13V109L15 108L14 105H13V104H14V101H13V103L10 102V101H12ZM26 100H28V98H27ZM53 100H55V99H53ZM90 100H91V99H90ZM8 101H7V102H8ZM22 101H23V100H22ZM37 101H38V100H37ZM44 101H45V102H44ZM49 101H50V100H49ZM26 102H28V101H23V102H22L23 105H24V108H23V109H25L24 111H26L27 107H30L31 105L34 106L33 104L26 103ZM50 102H52V101H50ZM25 103H26V104H25ZM32 103H33V102H32ZM35 103H36V102H35ZM52 103H54V102H52ZM89 103H90V102H89ZM200 103H201V102H200ZM0 104H1V103H0ZM11 104H12V106H10ZM20 104H21V102H20ZM20 104L18 103V105H20ZM54 104H56V103H54ZM57 104H58V103H57ZM1 105H3V104H1ZM1 105H0V107H1ZM15 105H16V102H15ZM21 105H22V104H21ZM25 105H27L26 108H25ZM47 105H48V103H47ZM198 105H199V104H198ZM200 105H201V104H200ZM4 106H2L3 108L1 107V109H0L1 111H0V112H4V111H2V109L7 108V106H6V107H4ZM11 107H12V111H13V113H12V111L10 110ZM13 107H14V108H13ZM19 108H21V107H19ZM19 108H18V109L16 108V109L18 110L17 113H18L19 111H20V112L23 111V109H20V110H19ZM30 108H31V107H30ZM30 108H28V110H29ZM34 108H35V106H34ZM37 108H38V107H37ZM35 109H36V108H35ZM131 109H132V108H131ZM21 110H22V111H21ZM28 110H27V111H28ZM64 110H65V109H64ZM27 111H26V113H25L26 115L24 114V115H22V116H27V114L29 113V112H27ZM35 111H36V110H35ZM35 111H34V112H35ZM38 111L40 112V109H39ZM45 111H48V110H45ZM20 112H19V114H20ZM34 112L32 111V113H34ZM39 112H38V113H39ZM22 113H23V112H22ZM41 113H40V115L37 114V115H38V117H37V121H41L40 118H39V116L42 117ZM51 113H52V112H51ZM142 113H143V112H142ZM15 114H16V113H15ZM19 114H17V115H19ZM29 114L31 115V113H29ZM34 114H35V113H34ZM37 115H36V116H37ZM44 115H47V114H44ZM3 116H5V119L7 118V114L5 115V113L3 114ZM3 116H2V117H3ZM11 116H9V117H11ZM49 116H50V115H49ZM51 116H52V115H51ZM57 116H58V115H57ZM145 116H146V115H145ZM19 117H20V116H19ZM31 117H32V115H31ZM31 117H30V118H31ZM155 117H156V115H155ZM248 117H249V116H248ZM14 118H17V116H15ZM26 118H27V117H26ZM42 118L44 119V117H42ZM27 119H29V118H27ZM43 119H42V121H43ZM103 119H104V118H103ZM0 120H1V119H0ZM8 120L10 121L11 119L8 118ZM18 120H21V118H20V119L18 118ZM29 120H31V119H29ZM35 120H36V118H35ZM104 120H106V119H104ZM21 121L24 122L25 120L22 119ZM21 121H20V122H21ZM42 121H41V124H42ZM131 121H132V120H131ZM131 121H130V122H131ZM141 121H142V120H141ZM11 122H12V121H11ZM14 122H17V120L15 119ZM29 122H30V121H29ZM104 122H105V121H104ZM104 122H103V123H104ZM133 122H136V120L133 121ZM251 122H252V121H251ZM255 122H256V121H255ZM18 123H19V122H18ZM26 123L28 124V121H27ZM26 123H25V124H26ZM37 123L39 124V122H37ZM97 123H98V121H97ZM97 123H96V124H97ZM119 123H120V122H119ZM241 123H242V122H241ZM243 123H244V122H243ZM245 123H247V122H245ZM21 124H22V123H21ZM23 124H24V123H23ZM38 124H35V125L38 127ZM104 124H105V123H104ZM124 124H125V123H124ZM126 124H127V123H126ZM157 124H158V123H157ZM98 125H99V124H98ZM102 125H103V124L100 123V126H101V127H103ZM105 125H106V124H105ZM249 125H251V124H249ZM252 125H253V124H252ZM19 126H20V125H19ZM23 126H24V125H23ZM23 126H20V127H23ZM28 126H29V124H28ZM28 126H27V125L25 126V127H27V131H26V132H28V133H26V136H27V134H29V130H30V129L28 130ZM33 126H34V125H33ZM36 126H35V129L37 130V127H36ZM112 126H113V125H112ZM132 126H133V125H132ZM166 126H167V125H166ZM172 126H173V125H172ZM177 126H178V125H177ZM15 127H16V126H15ZM30 127H31V126H30ZM109 127H110V126H109ZM133 127H134V126H133ZM245 127H246V126H245ZM23 128H24V127H23ZM92 128H93V127H92ZM95 128H96V127H95ZM95 128H93V129H95ZM112 128H113V127H112ZM112 128H111V129H112ZM125 128H126V127H125ZM156 128H157V127H156ZM33 129H34V128H33ZM35 129H34V130H30V131H32V132L35 131V133L37 134V132H36ZM101 129H102V128H101ZM106 129H107V128H106ZM113 129H114V128H113ZM142 129H143V128H142ZM142 129H141V130H142ZM24 130H25V128H24ZM90 130H91V128H90L88 131H90ZM98 130H99V129H97V131H98ZM129 130H130V129H129ZM129 130H128V131H129ZM135 130L138 131V129H135ZM135 130H134V128H133V131H135ZM141 130H140V131H141ZM155 130H156V129H155ZM162 130H163V129H162ZM164 130H165V129H164ZM164 130H163V131H164ZM242 130H243V129H242ZM257 130H258V129H257ZM13 131H14V130H13ZM91 131H92V130H91ZM91 131H90V132H91ZM99 131H100V130H99ZM99 131H98V132H99ZM171 131H172V130H171ZM177 131H178V130H177ZM255 131H256V130H255ZM258 131H259V130H258ZM258 131H257V132H258ZM32 132H31V133H32ZM79 132H80V131H79ZM82 132H86V131H82ZM95 132H96V131H95ZM138 132H139V131H138ZM173 132H174V131H173ZM31 133H30V134H31ZM44 133H45V132H44ZM92 133H94V132H92ZM103 133H104V132H103ZM117 133H118V131H117ZM121 133H122V131H121ZM121 133H120V134H121ZM237 133H238V131H237ZM240 133H241V132H240ZM240 133H239V134H240ZM30 134H29V136H28V139L31 138L32 134L34 135V133H32L31 135H30ZM108 134H109V133H108ZM108 134H107L106 136H109L111 133H110L109 135H108ZM113 134H114V133H113ZM160 134H161V133H160ZM174 134H175V133H174ZM174 134H173V135H174ZM100 135H102V134H100ZM111 135H112V134H111ZM117 135H118V134H117ZM243 135H244V134H243ZM26 136H25V137H26ZM94 136H95V140H96V135H94ZM94 136H93V137H94ZM97 136H98V135H97ZM159 136H160V135H159ZM29 137H30V138H29ZM93 137H92V140L94 139ZM101 137H102V136H101ZM104 137H105V136H104ZM154 137H155V136H154ZM166 137H167V136H166ZM170 137H171V136H170ZM172 137H173V136H172ZM26 138H27V137H26ZM43 138H44V137H43ZM102 138H103V137H102ZM85 139H86V138H85ZM85 139H84V140H85ZM105 139H106V138H105ZM115 139H116V138H115ZM115 139H114V140H115ZM154 139H155V138H154ZM163 139H164V138H163ZM168 139H170V138H168ZM84 140H83V141H84ZM86 140H87V139H86ZM88 140H90V138H88ZM88 140L86 141V143H87V142L89 143ZM28 141H29V140H28ZM74 141L76 142L77 140H74ZM83 141H82V142H83ZM99 141H100V140H99ZM102 141H103V139H102ZM107 141H108V140H107ZM156 141H157V140H156ZM82 142L80 141L79 143L81 144ZM114 142H115V141H114ZM127 142H129V141H127ZM94 143H95V141H94ZM101 143H102V142H101ZM92 144H93V142H92ZM95 144H96V143H95ZM95 144H94V145H95ZM110 144H111V142H110ZM110 144H109V145H110ZM113 144H114V143H113ZM126 144H128V143H126ZM55 145H56V144H55ZM84 145H85L84 143H83L82 145H80L81 147H80V148L78 147V148H79L78 150L81 149V153L84 152V155H85V157H86V154H87L86 152H89V150L91 149V147H90V148L87 147V149H89L88 151H85V150H87V149H84V151H82V149L85 148V146H86V145H85V146H84ZM99 145H100V143H99ZM99 145H98V146H99ZM102 145H103V144H102ZM102 145H101V146H102ZM105 145H106V144H105ZM101 146H100V147H101ZM128 146H129V145H128ZM128 146H127V147H128ZM92 147L95 148L93 145H92ZM105 147H106V146H105ZM105 147H104V148H105ZM110 147H111V146H110ZM93 148H92V149H93ZM102 148H103V146H102ZM67 149H68V148H67ZM92 149H91V152H92ZM95 150H96V148H95ZM95 150H94L93 152H95ZM98 150H99V149H98ZM68 151H69V150H68ZM74 152H75V151H74ZM91 152H90V153H91ZM103 152H104V151H103ZM108 152H110V151H108ZM237 152H238V151H237ZM77 153H78V151H77ZM79 153H80V152H79ZM67 154H68V153H67ZM94 154H95V153H94ZM84 155H82V156L84 157ZM90 155H91V154H90ZM97 155H99V154H97ZM104 155L107 156L106 154H104ZM211 155H212V154H211ZM246 155H247V154H246ZM72 156H73V155H72ZM260 156H261V155H260ZM80 157H81V156H79V159H80ZM91 157H92V156H91ZM93 157H94V156H93ZM95 157H96V156H95ZM95 157H94V158H95ZM88 158H90V157L88 156ZM88 158H86V160H87ZM206 158H207V157H206ZM82 159H83V158H82ZM90 159H91V158H90ZM90 159H89V160H90ZM96 159H97V160H96V162H97V161H98V158H96ZM104 159H106V158H104ZM262 159H263V158H262ZM76 160H77V159H76ZM83 160L86 161L85 158H84ZM100 160H101V158H100ZM107 160H108V159H107ZM205 160H206V159H205ZM208 160H209V159H208ZM211 160H212V159H211ZM80 161H82V160H80ZM84 161H83V162H84ZM90 161H91V160H90ZM94 161H95V159H94ZM77 162H79V161L77 160ZM87 162H88V161H87ZM92 162H93V161H92ZM92 162H91V163H92ZM104 162H106V160H104ZM71 163H72V161H71ZM81 163H82V162H81ZM89 163H90V162H89ZM91 163H90V165H92ZM202 163H203V162H202ZM254 163H255V162H254ZM73 164H74V163H73ZM79 164H80V163H79ZM204 164H205V163H204ZM98 165H99V164H98ZM205 165H207V164H205ZM261 165H262V163H261ZM251 166H252V165H251ZM259 166H260V165H259ZM65 167H66V166H65ZM91 167H92V166H91ZM195 167H196V166H195ZM197 167H198V166H197ZM200 167H201V166H200ZM208 167H209V166H208ZM83 168H84V167H83ZM252 168H253V167H252ZM263 168H264V167H263ZM42 169H43V168H42ZM86 169H87V168H86ZM89 169H90V168H89ZM253 169H254V168H253ZM90 170H91V169H90ZM182 170H183V169H182ZM66 171H67V170H66ZM85 171H87V170H85ZM249 171H251V168H250ZM40 172H41V170H40ZM56 172H57V171H56ZM56 172H55V173H56ZM79 172L83 173L84 170L79 171ZM239 172H240V171H239ZM263 172H264V171H263ZM66 173H67V172H66ZM74 173H75V172H74ZM86 173H87V172H86ZM75 174H76V173H75ZM241 174H242V173H241ZM243 174H244V173H243ZM39 175H40V174H39ZM70 175H71V174H70ZM90 175H91V174H90ZM204 175H205V174H204ZM204 175H203V176H204ZM5 176H6V175H5ZM60 176H61V175H60ZM78 176H81V175H78ZM102 176H103V175H102ZM68 177H69V179H70V176H68ZM74 177H75V175H74ZM87 177H88V176H87ZM89 177H90V176H89ZM96 177H97V176H96ZM44 178H45V177H43L42 180H44ZM102 178H103V177H102ZM253 178H254V177H253ZM69 179H68V180H69ZM78 179H79V178H78ZM78 179H77V180H78ZM91 179H92V178H91ZM93 179H94V178H93ZM250 179H251V178H250ZM255 179H256V178H255ZM36 180H37V179H36ZM39 180H40V179H39ZM87 180H88V179H87ZM97 180H98V179H97ZM228 180H229V179H228ZM238 180H239V179H238ZM241 180H242V179H241ZM4 181H5V180H4ZM48 181H49V180H48ZM48 181H47V182H48ZM51 181H54V180L50 179V182H51ZM72 181H74V178H73V180H72V178H71V182H72ZM88 181H89V180H88ZM91 181H92V180H91ZM251 181H252V180H251ZM0 182L2 183V181H0ZM9 182H10V181H9ZM14 182H15V181H14ZM36 182H37V181H36ZM69 182H70V181H69ZM96 182H97V181H95V185H96ZM227 182H228V181H227ZM12 183H13V182H12ZM59 183H60L61 185H64V183H62L61 181L58 182V184H59ZM83 183H84V182H83ZM83 183H82V184H83ZM250 183H251V182H250ZM16 184H18V183H16ZM77 184H78V187H79V184H80V183H77ZM97 184H99V183H97ZM242 184H243V183H242ZM260 184H261V183H260ZM4 185H5V183H4ZM9 185H11V183H10ZM89 185L91 186L90 188L94 190V188H92V186H94V185H93V184H89ZM52 186H53V185H52ZM80 186H81V185H80ZM82 186L84 187L85 184L82 185ZM189 186H190V185H189ZM224 186H225V185H224ZM260 186H261V185H260ZM260 186H259V188H260ZM263 186H264V185H263V183H262V189H263ZM1 187L3 188L2 185H1ZM1 187H0V188H1ZM53 187H55V186H53ZM85 187H87V186H85ZM2 188H1V190H3ZM5 188H7V187H5ZM8 188H9V186H8ZM67 188H68V187H67ZM73 188H74V187H73ZM79 188H80V187H79ZM88 188H89V187H88ZM95 188H97V187H95ZM246 188H247V187H246ZM255 188H256V187H255ZM12 189H13V188H12ZM45 189H46V188H45ZM76 189H77V188H76ZM76 189H75V190H76ZM100 189H102V188H100ZM100 189H99V190H100ZM7 190H8V189H7ZM41 190H42V189H41ZM87 190H88V189H86V191H87ZM95 190H97V189H95ZM99 190H98V191H99ZM190 190H191V189H190ZM247 190H248V189H247ZM251 190H252V189H251ZM259 190H260V189H259ZM3 191H4V190H3ZM3 191H1V192H3ZM5 191H6V190H5ZM8 191H9V190H8ZM19 191H20V190H19ZM28 191H30V189H29ZM39 191H40V190H39ZM65 191H66V190H65ZM71 191H72V188H71ZM73 191H74V190H73ZM82 191H83V190H82ZM91 191H92V190H91ZM233 191H234V190H233ZM93 192H94V191H93ZM257 192H259V191L257 190ZM260 192H261V191H260ZM21 193H22V192H21ZM25 193H26V192H25ZM38 193H39V192H38ZM45 193H46V191H45L44 194H43L44 196L46 195ZM53 193H54V192H53ZM58 193H59L58 195H57V193H54V196L60 197L61 195H63L62 192H61V195H60V192H59V191H58ZM72 193H73V192H72ZM228 193H229V192H228ZM238 193H239V192H238ZM262 193H263V192H262ZM6 194H7V193H6ZM8 194H9V192H8ZM12 194H13V193H12ZM14 194H15V193H14ZM28 194H29V193H28ZM70 194H71V193H70ZM80 194H81V193H80ZM87 194H88V193H87ZM229 194H230V193H229ZM256 194H257V193H256ZM21 195H22V194H21ZM51 195H52V192H51ZM51 195H50V196H51ZM64 195L67 196V194H64ZM81 195L83 196V198L85 197V195H83V194H81ZM91 195H93V194H91ZM248 195H249V194H248ZM10 196H11V193H10ZM68 196H69V195H68ZM73 196H74V195H73ZM89 196H90V195H89ZM89 196H88V197H89ZM243 196H244V195H243ZM3 197H4V195H3ZM61 197H62V196H61ZM92 197H93V196H92ZM251 197H252V196H251ZM263 197H264V196H263ZM49 198H52V197H49ZM69 198H70V197H69ZM69 198H68V200H69ZM74 198H75V197H74ZM222 198H223V196H222ZM256 198H257V197H256ZM260 198H261V197H260ZM2 199H3V198H2ZM12 199H13V198H12ZM19 199H20V198H19ZM21 199H22V198H21ZM21 199H20V200H21ZM45 199H46V198H45ZM58 199H59V198H58ZM62 199H63V197H62ZM66 199H67V198H66ZM90 199H91V198H90ZM240 199H241V198H240ZM63 200H64V199H63ZM63 200H62V201H63ZM83 200H89V199H85V198H84ZM91 200H92V199H91ZM1 201H2V200H1ZM3 201H4V200H3ZM3 201H2V203H3ZM9 201H12V200L10 199ZM13 201H14V200H13ZM71 201H72V200H71ZM78 201H79V200H78ZM98 201H99V200H98ZM241 201H242V200H241ZM52 202H53V201H52ZM79 202H80V201H79ZM82 202H83V201H82ZM6 203H7V202H6ZM71 203H72V202H71ZM89 203H90V202H88V204H89ZM251 203H252V202H251ZM74 204H75V203H74ZM76 204H79V203L77 202ZM76 204H75V206H77ZM83 204H84V203H83ZM83 204H82V205H83ZM233 204H234V203H233ZM263 204H264V203H263ZM71 205H72V204H71ZM85 205H86V201H85ZM89 205H91V204H89ZM94 205H95V203H94ZM94 205H93V207H94ZM219 205H221V204H219ZM59 206L62 207V205H60V204L58 205V207H59ZM63 206H64V205H63ZM225 206H226V205H225ZM256 206H257V205H256ZM5 207H6V206H5ZM58 207H57V208H58ZM61 207H59V208H61ZM86 207H88V206H86ZM86 207H84V208H86ZM89 207H90V206H89ZM13 208H14V206H13ZM13 208H11V210H13ZM59 208H58V210H60ZM63 208H66V207L64 206ZM63 208H61V211H62ZM70 208H71V207H70ZM73 208H75V207H73ZM84 208H82V209H83L82 212L84 211ZM91 208H92V207H91ZM222 208H223V210H224V207H223V206H222ZM237 208H238V206H237ZM262 208H263V207H262ZM0 209H1V208H0ZM5 209H6V208H5ZM64 210H65V209H64ZM66 210H67V208H66ZM80 210H81V209H80ZM85 210H87V209H85ZM225 210H226V209H225ZM245 210H246V209H245ZM2 211H3V210H2ZM8 211H10V210H8ZM61 211H60V212H61ZM67 211H68V210H67ZM73 211H74V212H77V211H75V210H73ZM73 211H71V212H73ZM56 212H57V211H56ZM69 212H70V210H69ZM71 212H70V213H71ZM85 212H86V211H85ZM85 212H84V213H85ZM236 212H237V211H236ZM243 212H244V211H243ZM245 212H246V211H245ZM253 212H254V211H253ZM54 213H55V212H54ZM65 213H66V212H65ZM222 213H223V212H222ZM224 213H225V211H224ZM247 213L249 214L250 212H247ZM51 214H53V213H51ZM58 214H59V213H58ZM62 214H63V213H62ZM73 214H74V213H73ZM75 214H76V213H75ZM78 214H79V213H77L76 215H78ZM80 214H82V213L80 212ZM56 215H57V214H56ZM230 215H231V214H230ZM230 215H229V216H230ZM50 216H51V215H50ZM63 216H64V215H63ZM222 217H223V216H222ZM226 217H227V216H226ZM255 218H256V217H255ZM257 218H258V217H257ZM73 219H74V217H73ZM228 219H229V218H228ZM50 221H51V220H50ZM230 221H231V219H230ZM41 223H42V222H40L39 224H41ZM250 224H251V223H250ZM231 225H233V224H231ZM258 225H259V224H258ZM258 225H257V226H258ZM30 226H31V225H30ZM38 226H39V225H38ZM251 226H254V225H251ZM259 226H260V225H259ZM237 228H238V227H237ZM248 228H249V227H248ZM249 229H251V228H249ZM1 230H2V229H1ZM3 230H4V229H3ZM21 231H22V230H21ZM25 231H26V230H25ZM43 231H44V230H43ZM49 231H50V230H49ZM23 232H24V231H23ZM47 232H48V231H47ZM47 232H46V233H47ZM255 232H256V231H255ZM263 232H264V231H263ZM39 233L42 234L43 232H39ZM50 233H51V231H50ZM43 234H44V233H43ZM51 234H52V233H51ZM68 234H69V233H68ZM48 235H49V234H48ZM66 235H67V234H66ZM69 235H70V234H69ZM69 235H68V236H69ZM256 235H258V234H256ZM23 236H24V235H23ZM28 236H29V235H28ZM32 236H33V235H32ZM32 236H31V237H32ZM50 236H51V235H50ZM52 236H54V235H52ZM250 236H251V235H250ZM235 237H236V236H235ZM23 238H25V237H23ZM27 238H28V237H27ZM47 238H48V237H47ZM47 238H46V239H47ZM51 238H52V237H51ZM236 238H237V237H236ZM250 238H251V237H250ZM254 238H255V237H254ZM74 239H75V238H74ZM22 240H23V239H22ZM24 240H25V239H24ZM70 240H71V239H70ZM234 240H235V239H234ZM247 240H248V239H247ZM60 241H61V240H60ZM260 241H261V240H260ZM19 242H20V240H19ZM232 242H233V241H232ZM236 242H237V241H236ZM14 243H15V242H14ZM51 243H52V241H51ZM21 244H22V243H21ZM26 244H27V243H26ZM34 244H35V242H34ZM43 244H44V243H43ZM18 245H19V244H18ZM40 245H41V244H40ZM245 245H246V243H245ZM144 246H145V245H144ZM25 247H26V246H25ZM32 247H34V246H32V243H31V246L28 247V248H32ZM42 247H43V246H42ZM49 247H50V246H49ZM58 247H59V246H58ZM251 247H252V246H251ZM259 247H260V245H259ZM261 247H262V246H261ZM28 248H27V249H28ZM36 248H37V247H36ZM44 248H45V247H44ZM44 248H42V249H44ZM66 248H68V247H66ZM243 248H244V247H243ZM17 249H18V248H17ZM40 249H41V248H40ZM228 249H229V248H228ZM24 250H25V249H24ZM29 250H30V249H29ZM36 250H37V249H36ZM36 250H35V251H36ZM51 250H52V249H51ZM57 250H58V249H57ZM4 251H5V250H4ZM4 251H3V254L6 253V252L4 253ZM33 251H34V250H33ZM38 251H40V250H38ZM11 252H12V251H11ZM11 252H10V253H11ZM44 252H45V249H44ZM51 252H52V251H51ZM59 252H60V251H59ZM7 253H8V252H7ZM10 253H9V254H10ZM13 253H14V252H13ZM42 253H43V252H42ZM251 253H252V252H251ZM11 254H12V253H11ZM11 254H10V256H11ZM33 254H34V253H33ZM47 254H48V253H47ZM56 254H57V253H56ZM48 255H50V253H49ZM60 255H61V254H60ZM64 255L67 257L66 254H64ZM247 255H248V254H247ZM6 256H7V255H6ZM6 256H5V257H6ZM15 256H16V255H15ZM31 256H32V255H31ZM251 256H252V255H251ZM8 257H9V256H8ZM33 257H34V256H33ZM35 257H36V256H35ZM38 257H39V256H38ZM40 257H41V255H40ZM45 257H47V256H45ZM50 257H51V256H50ZM58 257H59V256H58ZM66 257H65V258H66ZM189 257H190V256H189ZM9 258H10V257H9ZM15 258H16V257H15ZM26 258H27V257H26ZM43 258H44V257H43ZM49 259H50V258H49ZM51 259H52V258H51ZM11 260H12V259H11ZM13 260H14V259H13ZM28 260H29V259H28ZM30 260H31V259H30ZM41 260H42V259H41ZM41 260H40V261H41ZM24 261H25V260H24ZM50 261H51V260H50ZM9 262H10V261H9ZM11 262H12V261H11ZM20 262H21V261H20ZM27 262H28V261H27ZM59 262H60V261H59ZM36 263H37V262H36ZM41 263H42V262H41ZM245 263H246V262H245ZM263 263H264V262H263ZM39 264H40V263H39ZM242 264H243V263H242ZM254 264H255V263H254Z\"/></svg>",
  "mask_w": 264,
  "mask_h": 264
}]
</instances>
